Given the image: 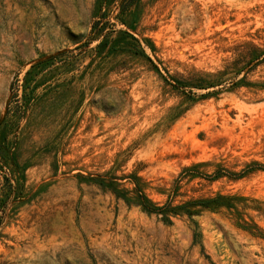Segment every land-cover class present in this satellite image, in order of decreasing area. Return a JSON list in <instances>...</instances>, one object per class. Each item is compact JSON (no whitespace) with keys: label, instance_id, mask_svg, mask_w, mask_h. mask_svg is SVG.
Masks as SVG:
<instances>
[{"label":"rangeland","instance_id":"1","mask_svg":"<svg viewBox=\"0 0 264 264\" xmlns=\"http://www.w3.org/2000/svg\"><path fill=\"white\" fill-rule=\"evenodd\" d=\"M117 3L0 0V264H264V0Z\"/></svg>","mask_w":264,"mask_h":264},{"label":"trees","instance_id":"2","mask_svg":"<svg viewBox=\"0 0 264 264\" xmlns=\"http://www.w3.org/2000/svg\"><path fill=\"white\" fill-rule=\"evenodd\" d=\"M137 0H118V3H117V7H118V12L116 14V17H117V20H122L121 19V16L132 6L136 3ZM99 14H101V5H100V9H99ZM99 19H96L92 22L91 24V28H90V36L85 40L83 41L82 43L78 44L76 46V48H81L83 46H87L93 39H96L98 38L100 35L103 36L104 38L106 37V33H102L103 31V28H102V22H101V16H98ZM127 36H130L131 38L134 39V37L130 34V33H127V32H124ZM95 36V38H94ZM105 39L99 43H97L96 47L97 48H100L102 46L105 45ZM260 57V55L256 56L254 59H252L251 61H249L247 63V65H249L252 61L258 59ZM221 74V73H219ZM202 80V79H201ZM175 86H178V87H183L179 84H177L176 82L173 83ZM239 84V81H231V86H236ZM215 84L209 82L207 83V85H201V87L205 86V88H211L213 87ZM12 88V87H10ZM207 92H210L211 94L213 93H216V91L214 89H212L211 91H207ZM222 169H218L216 170L213 174L211 175H206V174H203V176L205 177H216V176H219L220 174H222V172H225L226 174L230 175L232 173H228L227 171H221ZM231 176V175H230ZM132 180H134L135 182V178L132 177ZM101 183V182H99ZM135 192H136V202L137 204L145 211L149 212V213H161L162 214V217L164 219H168L166 214L168 212H175V210L177 208H184L185 212L186 213H190L191 211H188V207L191 206V205H195V204H201L203 205L204 207H206L208 204H211V203H215L213 200L214 199H209V200H206V201H191V202H187V203H184L182 204L181 206H175V207H171L168 209V204H164L162 206H157L155 205L154 203H152L146 196L145 194L140 190L139 186L135 183ZM119 195V193H116ZM243 228V227H242Z\"/></svg>","mask_w":264,"mask_h":264},{"label":"water","instance_id":"3","mask_svg":"<svg viewBox=\"0 0 264 264\" xmlns=\"http://www.w3.org/2000/svg\"><path fill=\"white\" fill-rule=\"evenodd\" d=\"M7 107H8V100L5 102V105H4V113L6 112ZM0 121H1V119H0Z\"/></svg>","mask_w":264,"mask_h":264}]
</instances>
